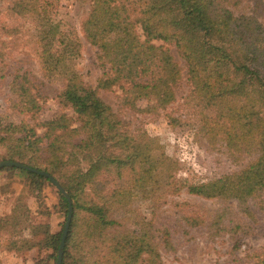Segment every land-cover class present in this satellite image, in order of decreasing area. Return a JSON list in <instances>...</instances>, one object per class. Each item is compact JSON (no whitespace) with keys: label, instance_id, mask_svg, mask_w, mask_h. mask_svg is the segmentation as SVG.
Returning <instances> with one entry per match:
<instances>
[{"label":"trees","instance_id":"obj_1","mask_svg":"<svg viewBox=\"0 0 264 264\" xmlns=\"http://www.w3.org/2000/svg\"><path fill=\"white\" fill-rule=\"evenodd\" d=\"M232 1L91 0V12L82 24L87 40L99 48L105 68L98 87L119 85L127 102L146 99L156 110L165 109L175 101V87L182 76L169 47L174 45L186 62L188 98L202 109L201 130L211 139H223L235 158L255 154L236 172L202 182L182 180V187L191 194L237 200L238 215L244 219L216 223L223 230L217 232L220 236L250 231L248 221L256 217L253 207L264 212V23L255 10L235 13L227 5ZM13 11L34 21L33 43L43 70L61 67L70 58L41 11L40 0H15ZM12 83L26 109H39L26 73H16ZM63 89V102L74 108L80 125L71 126L73 120L62 115L49 120L44 135L38 136L33 128L0 123L4 151L0 162L17 161L47 171L68 190L73 215L61 264H164L160 247L173 245L168 226L138 220L139 228L119 229L122 220L127 224L133 216L129 200L133 191L156 192L171 178L179 187L180 180L174 176L178 161L147 133L136 136L77 72L67 78ZM43 138L48 139L49 153L45 167L36 160ZM4 168L21 171L36 186L50 180L27 169ZM109 172L124 182L108 193L100 176ZM60 198L66 221L69 201L61 192ZM187 219L189 225L197 226V217ZM64 225L45 240L53 249L55 264ZM252 264H264V257Z\"/></svg>","mask_w":264,"mask_h":264},{"label":"rangeland","instance_id":"obj_2","mask_svg":"<svg viewBox=\"0 0 264 264\" xmlns=\"http://www.w3.org/2000/svg\"><path fill=\"white\" fill-rule=\"evenodd\" d=\"M14 1L0 0V49L4 53L0 58L1 126L14 125L23 130L29 127L38 136H43L47 122L62 115L73 120L71 126H79L74 108L62 99L65 81L77 72L83 83L96 89L136 136L147 133L161 144L168 156L178 161L174 176L180 180L179 187L177 181L171 178L161 183L156 192L135 194L133 191L132 199L129 198L133 216L127 224L122 220L123 226L119 230L127 225L131 229L139 228L141 222L138 223V220L168 226L173 245L160 247L164 264H252L264 257L263 211L253 207L256 217L254 221H248L250 231L220 236L217 232L223 230L217 229L214 226L216 223L222 219L224 224L244 219L238 215L237 200L209 199L191 194L182 187V180L202 182L236 172L251 162L255 154L244 153L235 158L228 152L223 139H211L201 130L202 109L195 106L196 100L193 102L188 98L191 85L186 75V62L175 46L169 47L182 69L181 79L175 87V101L158 110L151 107L146 99L127 102L119 85L109 89L98 87L105 68L101 66L99 48L87 40L82 29L91 12V0H40L41 11L62 40L60 46L70 54L61 67L57 65L48 71L42 69L36 44L33 43L35 23L31 17L14 13ZM234 1L227 2V5L235 13L255 10L264 23V0ZM137 31L144 38L140 25H137ZM16 73L27 74L32 82L31 92L40 104L39 109H26L22 99L12 89ZM203 112L204 115L209 113L208 110ZM21 133L22 130L19 135ZM47 140L43 138L39 143L40 153L36 157L42 167L49 159ZM0 153H4L3 149ZM3 168H0V219L4 218L0 220V264H55L53 249L45 240L48 235L59 232L66 223L61 191L50 178L49 181L38 182L36 186L21 171ZM100 179L108 193L124 182L114 172L104 173ZM116 213L120 218L121 210ZM187 216L197 217V226L189 225Z\"/></svg>","mask_w":264,"mask_h":264},{"label":"water","instance_id":"obj_3","mask_svg":"<svg viewBox=\"0 0 264 264\" xmlns=\"http://www.w3.org/2000/svg\"><path fill=\"white\" fill-rule=\"evenodd\" d=\"M5 166H15V167H19V168H24V169H28L30 171L36 172L38 174L44 175V176L50 178L56 184V186L59 188V190L63 193V195L67 197V199L69 201V211H68L67 220H66L65 227L63 230V234H62L61 245H60L58 259H57V264H61L62 258H63L65 240H66V236H67V233H68V230L70 227V223H71V219H72V215H73V205H72L71 197L69 196L67 191L64 189V187L55 179V177H53L47 171L39 170L37 168L30 167L26 164H23V163L17 162V161L0 162V168L5 167Z\"/></svg>","mask_w":264,"mask_h":264}]
</instances>
